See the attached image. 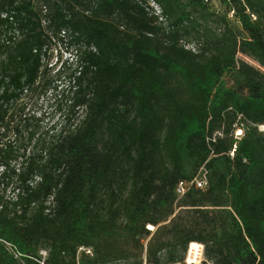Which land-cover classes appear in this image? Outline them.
<instances>
[{
    "label": "trees",
    "instance_id": "16d2710c",
    "mask_svg": "<svg viewBox=\"0 0 264 264\" xmlns=\"http://www.w3.org/2000/svg\"><path fill=\"white\" fill-rule=\"evenodd\" d=\"M261 127L264 0H0V264H264Z\"/></svg>",
    "mask_w": 264,
    "mask_h": 264
},
{
    "label": "rangeland",
    "instance_id": "374dc122",
    "mask_svg": "<svg viewBox=\"0 0 264 264\" xmlns=\"http://www.w3.org/2000/svg\"><path fill=\"white\" fill-rule=\"evenodd\" d=\"M212 3L218 7L220 5V0H212ZM66 46L67 45H61V44L58 45L56 50H54V52L49 54V59L47 58L49 60L48 68L49 70H51L50 77L54 79L55 81L57 79L56 78V75L58 74L57 71L63 62H68V64L70 65H72L71 63L73 62H74L73 65L75 64L73 53L71 49L67 48ZM240 58L256 66V64L251 59H246V58H243L242 56H240ZM55 84L59 86V88L57 89L53 88L51 91L47 93L46 96H42V97L35 96L29 102V105H30L29 108H31V112H36L37 116H39V114L42 113L46 118L47 124L58 121V117L60 115L56 113V105L58 101L61 100V98H63L62 92L65 91V96L67 95L68 89H66L67 87H65L66 86L65 78H63L60 82L56 81ZM56 95H57V98L55 99ZM82 113L83 112L81 111L78 114V116H81ZM242 128L240 127L237 129V132L235 134L236 137L241 136L243 134L244 131L242 130ZM261 129L263 130V128ZM150 228L153 229L151 230L152 232L156 230V228L154 227H150ZM185 264H186V261H185ZM195 264H208V263L205 262V259L203 257L201 261H198Z\"/></svg>",
    "mask_w": 264,
    "mask_h": 264
},
{
    "label": "built area",
    "instance_id": "2783aa9c",
    "mask_svg": "<svg viewBox=\"0 0 264 264\" xmlns=\"http://www.w3.org/2000/svg\"><path fill=\"white\" fill-rule=\"evenodd\" d=\"M229 1V0H224ZM149 12H151L155 17H157L159 23H163L165 26L167 25V22L165 18L162 16V10L153 2H149ZM230 18H234V11H230L229 13ZM255 19V18H254ZM62 37L66 35L65 32H62ZM66 42V41H65ZM191 49L194 51L195 49L191 47ZM263 128V127H261ZM262 130V129H261ZM264 130V128H263ZM207 173L203 171L201 175L196 177L194 180L190 182H181L177 186V194L179 197H182L187 190H189L192 187L205 190L208 186V180H207ZM149 230H153L152 228L148 227ZM192 245H190V248L188 250V254L186 257V264H195L198 261H201L204 257V246L201 244H195L197 248L193 249ZM87 254H91V250H85ZM44 256H46V253H42ZM143 264H148L146 260H144Z\"/></svg>",
    "mask_w": 264,
    "mask_h": 264
},
{
    "label": "bare ground",
    "instance_id": "6f19581e",
    "mask_svg": "<svg viewBox=\"0 0 264 264\" xmlns=\"http://www.w3.org/2000/svg\"><path fill=\"white\" fill-rule=\"evenodd\" d=\"M193 245H192V248L193 249H195V248H197V246L195 245L196 243H192Z\"/></svg>",
    "mask_w": 264,
    "mask_h": 264
}]
</instances>
